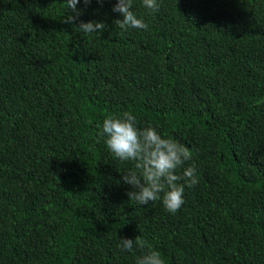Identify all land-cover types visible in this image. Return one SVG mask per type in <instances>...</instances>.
Segmentation results:
<instances>
[{
    "label": "trees",
    "instance_id": "16d2710c",
    "mask_svg": "<svg viewBox=\"0 0 264 264\" xmlns=\"http://www.w3.org/2000/svg\"><path fill=\"white\" fill-rule=\"evenodd\" d=\"M115 3L73 24L66 0H0V264H136L137 236L165 264H264V0H133L147 31ZM124 112L192 152L177 213L129 200L134 162L99 136Z\"/></svg>",
    "mask_w": 264,
    "mask_h": 264
},
{
    "label": "clouds",
    "instance_id": "9594fccd",
    "mask_svg": "<svg viewBox=\"0 0 264 264\" xmlns=\"http://www.w3.org/2000/svg\"><path fill=\"white\" fill-rule=\"evenodd\" d=\"M103 5L105 0H96ZM81 0H66L67 8L73 15H68L65 23H75L81 15L77 5ZM85 6L92 0H83ZM142 5L150 13L159 11V0H142ZM133 0H116L112 11L119 13L123 19L114 20V25L127 31L140 29L147 31L148 23L132 10ZM85 34L102 33L106 29L103 22H83L78 28ZM99 136L105 137L104 143L115 158L121 162H134V167L122 176V182L133 189L127 193L130 201L141 206L150 202L162 201L170 214L177 213L185 203V188H192L199 183L195 165L183 167L192 160V152L178 140L168 137L152 125L138 126L137 117L131 112L108 116L104 119ZM183 168L182 175L177 174ZM181 181H183L181 183ZM121 251L131 252L135 248L146 249L137 256L136 264H165L161 253L147 246L140 237L134 240L121 238Z\"/></svg>",
    "mask_w": 264,
    "mask_h": 264
}]
</instances>
